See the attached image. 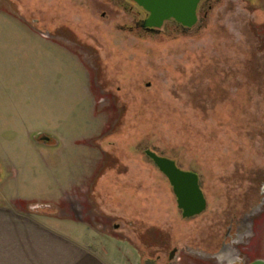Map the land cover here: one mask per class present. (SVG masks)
I'll return each instance as SVG.
<instances>
[{
  "label": "rangeland",
  "instance_id": "rangeland-1",
  "mask_svg": "<svg viewBox=\"0 0 264 264\" xmlns=\"http://www.w3.org/2000/svg\"><path fill=\"white\" fill-rule=\"evenodd\" d=\"M126 16L103 0H0V191L57 202L60 184L74 182L83 196L71 217L95 226L103 247L106 237L124 242L143 264L154 234L169 249L197 244L264 179V75L239 85L254 53L264 65V0H221L193 36L135 37L121 29ZM209 69L226 89L211 100ZM243 88L252 104L239 106ZM41 132L57 143L38 148ZM153 147L199 172L203 216L181 217L171 184L143 156ZM251 215L253 252L264 260V198Z\"/></svg>",
  "mask_w": 264,
  "mask_h": 264
},
{
  "label": "flooded vegetation",
  "instance_id": "flooded-vegetation-1",
  "mask_svg": "<svg viewBox=\"0 0 264 264\" xmlns=\"http://www.w3.org/2000/svg\"><path fill=\"white\" fill-rule=\"evenodd\" d=\"M103 1L108 3L113 8L122 10L123 12L127 13L126 17L131 19L130 21L131 23H126L124 25H121L122 31H125L126 33H130L135 37H141V38L152 37V36L161 37V36H176V35H184V36L197 35L202 30V25L208 18L209 13L213 10L214 5L216 3L221 2V0H202L198 8V22L196 25H194L191 28H185L181 24L177 23L175 20H170L165 22L164 26L161 29H155L146 26V21L149 18V13L146 12L141 7H139L136 3L130 0H103ZM103 16H105V14H103ZM36 25L37 26L39 25L38 21L33 22L32 27L33 28L36 27L38 29ZM204 76L205 77L207 76L206 79L209 78L208 80H210L209 82H207V84L208 83L210 84V88L206 89L207 90L206 92H208L206 94L208 100H211L210 99L211 96H209L211 95L210 94L211 91L214 92L213 90H216L218 93H223L224 91H226V89H224V84H225L224 80L221 81L220 77H218L217 81H215L214 77H212L214 75H204ZM241 76L244 82L242 83L240 82L239 85L241 87L242 86L244 87L246 78L245 75H241ZM203 84L204 82L200 83L202 89V96H205L206 92L203 88L204 86ZM209 84L207 86H209ZM198 96L200 97L201 94L199 95L195 94V98H194L195 106L201 105L200 98L196 99V97ZM223 99L224 98H222V100ZM203 101H207V100L203 98ZM215 106L216 105H214L213 108ZM41 140L45 141L44 142L45 145H48L50 138L44 137L43 135L38 137V141L41 142ZM51 142H52L51 144L52 146H54V144L56 143V141H51ZM148 151H151L160 158L174 161L176 163L177 168L183 172H188L198 175L202 190L207 200V196L204 191L203 181L199 172L184 168L177 159L166 155V153L161 152L160 150L154 149V147L147 148L146 150L142 151L143 156L145 157V160L148 162V164L153 165L154 168L162 175V177L165 180L169 181L166 175L163 172H161L155 160L148 154ZM111 158L112 157L106 156L105 164L107 162H110L109 159ZM111 165H115V164H111ZM103 168L105 167L103 166ZM102 169H100L99 171L100 173ZM255 181L258 183L254 191H250L252 192L251 195L244 194L242 196L243 200L241 201L235 200V206L231 204L229 209L223 211V214L219 213V218L221 220L217 225V228L214 229L213 226L207 228L201 234L203 238H200L196 242L197 244L191 242L189 244L184 245L181 248L175 246L169 249L170 242L168 238H163L159 234H154L153 243L149 245H145V250L147 251V253L143 252L141 254L142 255L141 257L145 256L143 258V264L150 259L155 260L158 264H178V262L186 264L185 261L187 259H192V258L199 260L201 264H240V263L252 264L257 260H263L261 258H256L257 254H254L253 252V249L254 248L256 249L257 246L254 239L256 238L257 235L256 228L259 221L257 220L258 218L257 215L250 216V213L253 211L254 208L257 209V207H259L261 202L263 201L264 179L259 178L258 180ZM93 183L95 184V181ZM88 197L89 196L86 195V198ZM94 200L97 201V198H95ZM238 203L242 204L240 208L237 207ZM207 209H208V200H207ZM207 209L204 213H202L199 216L186 218L184 217V211L180 210L178 207V211L181 217L187 221H193L200 218L207 212ZM98 213L100 215L103 214L101 210H99ZM85 217H89L87 212L85 213ZM107 218H108V222L112 224V227L113 229H115V231H118L121 228L120 225L115 224L114 220H111V218L109 217ZM107 227L108 226L106 223H103V225H101V228L103 230H106ZM206 232L210 234H208V236L204 238V234ZM174 251H176L175 255L173 254ZM172 257L173 259H171Z\"/></svg>",
  "mask_w": 264,
  "mask_h": 264
},
{
  "label": "crops",
  "instance_id": "crops-1",
  "mask_svg": "<svg viewBox=\"0 0 264 264\" xmlns=\"http://www.w3.org/2000/svg\"><path fill=\"white\" fill-rule=\"evenodd\" d=\"M43 135L50 138L48 145L38 141ZM51 141L56 138L46 132L34 139L38 148L51 147ZM73 183L67 188L60 184L63 195L57 202L31 201L0 191V264H134V251L124 242L106 237L112 242L103 247V238L98 236L104 235L95 226L71 217L72 208L82 207L83 196ZM36 206L50 208V212L31 210ZM93 237L100 244L88 243Z\"/></svg>",
  "mask_w": 264,
  "mask_h": 264
},
{
  "label": "water",
  "instance_id": "water-1",
  "mask_svg": "<svg viewBox=\"0 0 264 264\" xmlns=\"http://www.w3.org/2000/svg\"><path fill=\"white\" fill-rule=\"evenodd\" d=\"M149 13L146 26L161 29L165 22L175 20L185 28H191L198 22V8L202 0H130ZM150 86V85H149ZM166 177L169 179L184 217L199 216L207 209V200L202 190L198 175L183 172L177 168L174 161L160 158L148 151ZM39 210V207H31ZM176 254V251L173 252ZM173 259V257L171 258ZM144 264H158L155 260H147ZM241 264V263H240ZM252 264H264L257 260Z\"/></svg>",
  "mask_w": 264,
  "mask_h": 264
},
{
  "label": "trees",
  "instance_id": "trees-1",
  "mask_svg": "<svg viewBox=\"0 0 264 264\" xmlns=\"http://www.w3.org/2000/svg\"><path fill=\"white\" fill-rule=\"evenodd\" d=\"M256 56H257V53H254L252 56V59L249 60V62L246 64V66L242 70L243 74L244 75L246 74L245 77L248 78V81L251 84L252 83L257 84L256 81L259 78L258 76L262 75V74L264 75V70H263L264 65H263V63H261V61H259V59ZM209 71H210V73H208V75H214L212 77H214L215 81H217V79H218L217 75L213 74V72L210 69H209ZM216 71H217V68H216ZM218 73H219V70H218L217 74ZM252 86H253V84H252ZM248 99H250V95L248 97V90L243 88L241 93L239 94L238 98L235 99L234 103L238 104L239 106H241L242 104H244L246 106L248 102L250 103V101H248ZM250 104H252V103H250ZM242 108H243V106H242ZM240 110H241V108L237 109V111H240Z\"/></svg>",
  "mask_w": 264,
  "mask_h": 264
}]
</instances>
